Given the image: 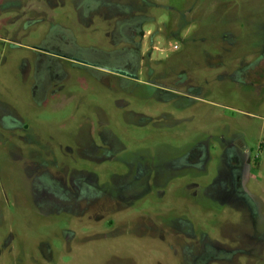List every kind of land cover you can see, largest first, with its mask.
<instances>
[{"label":"rangeland","instance_id":"1","mask_svg":"<svg viewBox=\"0 0 264 264\" xmlns=\"http://www.w3.org/2000/svg\"><path fill=\"white\" fill-rule=\"evenodd\" d=\"M0 264H264V0H0Z\"/></svg>","mask_w":264,"mask_h":264},{"label":"flooded vegetation","instance_id":"2","mask_svg":"<svg viewBox=\"0 0 264 264\" xmlns=\"http://www.w3.org/2000/svg\"><path fill=\"white\" fill-rule=\"evenodd\" d=\"M37 50H41L43 52H49L51 54H54V52L50 51L47 47H44V46H40V45H35V47ZM60 57H64V58H67V59H70V60H74V61H78L79 63H82V64H87L89 66H92L94 68H97V69H100V70H103V71H106L108 73H112V74H115V75H118V76H121L122 78H128L130 80H136L137 79V74L135 72V68H134V65H133V68L130 69L128 68L127 65H130V62H127L126 64H122V65H113V64H106V63H102L100 61H92V62H89L87 61V59H84L82 57H76V56H70L64 52L60 53L59 54ZM127 66V68H125ZM182 80V79H181ZM151 81V80H150ZM151 83V82H149ZM158 85V84H156ZM160 85L164 88H166L165 85H163L162 83H160ZM159 86V85H158ZM174 87H172L173 89ZM177 89V88H175ZM182 90V88H178V90ZM183 91V90H182ZM187 92V91H186ZM190 93V92H188ZM194 95V94H192Z\"/></svg>","mask_w":264,"mask_h":264}]
</instances>
